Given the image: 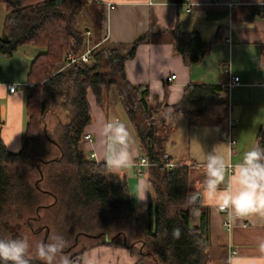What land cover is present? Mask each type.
<instances>
[{
	"label": "trees",
	"instance_id": "16d2710c",
	"mask_svg": "<svg viewBox=\"0 0 264 264\" xmlns=\"http://www.w3.org/2000/svg\"><path fill=\"white\" fill-rule=\"evenodd\" d=\"M0 2L7 8L0 53L12 56L27 46L38 49L27 77L22 147L11 152L0 138V238L20 235V229L26 227L36 237L43 233L42 241L49 242L54 227L65 238L73 237V243L64 249L66 255L92 238L127 247L138 244L142 261L150 257L162 264H204L205 211L197 220L199 206L188 202L190 170L179 164L167 168L164 147L174 115L200 116L211 105L224 104L223 88L189 84L174 105L150 103L148 90L131 84L124 69V62L147 37H138L129 45L99 42L90 51L88 62L70 63L69 55L80 56L85 49L86 0ZM83 10L84 19L78 23ZM173 35L187 65L209 52V45L197 32L176 29ZM102 87L116 91L134 127L141 156L149 162L147 181L154 200L147 204L144 220L131 203L126 175L109 170L105 162H96L85 149L84 129L91 120L86 93L91 89L99 99ZM258 140L264 146V126ZM30 155L35 177L27 169L10 170L11 164ZM47 197L52 201L46 202ZM34 224L39 225L37 230ZM177 227L179 239L173 237ZM131 234L139 236L134 243L128 242ZM73 252L75 249L71 258ZM32 264L42 262L34 259Z\"/></svg>",
	"mask_w": 264,
	"mask_h": 264
},
{
	"label": "crops",
	"instance_id": "0c3cea01",
	"mask_svg": "<svg viewBox=\"0 0 264 264\" xmlns=\"http://www.w3.org/2000/svg\"><path fill=\"white\" fill-rule=\"evenodd\" d=\"M86 1L83 53L99 42L129 45L138 37H147L138 44L135 55L124 62V69L131 84L148 90L150 103L171 105L174 91L184 92L189 84L223 88L224 104H213L200 116L176 113L164 147L171 161L195 173L189 184L190 194L202 193L207 153L212 151L226 158L230 153L232 162L236 163L255 144L264 126V0ZM6 14V5L0 2V35L4 32ZM176 29L197 32L201 41L209 45V52L199 62L187 65L177 50L173 35ZM37 53L34 46L22 48L12 56L0 53V138L11 152L22 147L27 121V77ZM172 75L174 78L169 79ZM234 76L239 77V82L227 87ZM9 86H14V90L10 91ZM101 90L99 99L91 89L86 93L91 120L84 132L92 136V141L85 142V149L96 162H105L106 144L100 135L103 125L119 119L127 126L138 154L135 166L120 172L126 175L132 205L142 208L154 200V194L147 181L146 166L141 167V173L137 171L136 163L142 151L134 127L128 119L122 120L125 113L118 107L114 89L102 87ZM228 118L235 120L231 130L233 146L224 137ZM141 180L147 182L149 191L144 201L135 197ZM197 204V220L201 211H205L207 219L204 264H229L232 259L240 260L241 264H264V252L259 248V241L264 240V216L237 218L227 230L223 226L227 212L210 206L202 195ZM130 246L88 238L83 247L75 248L72 259L83 264L81 258L97 250L98 258L105 264H124L127 251L136 258V264H144L134 245ZM152 264L162 263L152 261Z\"/></svg>",
	"mask_w": 264,
	"mask_h": 264
},
{
	"label": "clouds",
	"instance_id": "9594fccd",
	"mask_svg": "<svg viewBox=\"0 0 264 264\" xmlns=\"http://www.w3.org/2000/svg\"><path fill=\"white\" fill-rule=\"evenodd\" d=\"M183 96V90L174 91L170 104L178 103ZM100 135L106 144L105 163L109 170L120 172L130 170L135 166L137 150L135 141L127 126L119 119L106 122ZM206 180L203 192H192L189 204L198 203L201 195L208 204L219 212H227L230 221L245 218L253 214L264 216V146L257 140L242 159L233 163L231 154L226 158L215 152H208L205 159ZM148 185L141 180L137 185L136 198L147 199ZM181 230L173 229V237L179 239ZM68 242L63 235L55 234L49 242L40 241L36 244L35 256L30 253L31 245L27 237L0 238V264H32L38 259L42 264H76L64 249ZM259 248L264 252V240L259 241ZM83 264H105L98 258V251L92 250L82 258ZM124 264H136V258L124 252ZM229 264H241L238 259H232Z\"/></svg>",
	"mask_w": 264,
	"mask_h": 264
},
{
	"label": "rangeland",
	"instance_id": "374dc122",
	"mask_svg": "<svg viewBox=\"0 0 264 264\" xmlns=\"http://www.w3.org/2000/svg\"><path fill=\"white\" fill-rule=\"evenodd\" d=\"M84 19V10H83V13L81 14V15H78L77 16V21H78V23H80L82 20ZM94 45H90L89 47L91 48H94V47H96V46H94ZM106 68H108V65L107 64H105L104 65ZM115 91V90H114ZM116 92V91H115ZM116 96H117V93H116ZM119 100V99H118ZM117 104H118V107H119V109H121V104H120V101L119 102H117ZM121 115H123V113H121ZM125 115V114H124ZM122 120L124 121V120H127V117L126 116H123V118H122ZM125 122V121H124ZM132 126V125H131ZM34 143V142H33ZM33 143H32V145H33ZM31 159H32V156L30 155V157L29 158H25V159H23V160H18L15 164H11L10 165V170H26L27 169V171L28 172H30V174H32V176H36V172L35 171H33L31 168H30V164H31ZM30 168V169H29ZM194 176H195V173L194 172H189V174H188V181H189V184L193 181V179H194ZM46 202H51L52 201V198H50V197H47L46 199ZM126 210H128V212L129 213H131V211H130V209H126ZM137 211H138V214H139V218L141 219V220H144L143 218L145 217V214H146V206H144V207H140V208H138L137 209ZM130 218H132V215L130 214ZM39 227V225H37V224H34L33 225V228H34V230H37V228ZM20 235H14V234H8L7 236L8 237H11V238H19V237H27L28 238V240H29V243H30V245H31V248H30V253L33 255H35V251H36V244L38 243V242H40V241H42V237H43V233L41 234V236H38V237H36V236H34L31 232H30V230L28 229V228H26V227H24V228H21L20 229V233H19ZM55 234H59V231H57V229L56 228H54V227H52V229L50 230V238L53 236V235H55ZM60 235V234H59ZM138 237L139 236H135L134 234H131L130 235V238L128 239V242L129 243H134L137 239H138ZM82 238V237H81ZM80 238V239H81ZM66 240H67V242H68V246L69 245H71L72 243H73V237H71V238H65ZM84 240V239H83ZM135 247H134V249H135V251L136 252H139V245L138 244H136V245H134ZM77 247V246H76ZM67 248V247H66ZM65 248V249H66ZM75 249V248H74ZM74 249H72V250H74ZM72 250H70V251H68L67 252V254H68V256L71 254V251ZM58 259V258H57ZM206 261V260H205ZM144 264H152V259L150 258V257H146L145 259H144Z\"/></svg>",
	"mask_w": 264,
	"mask_h": 264
},
{
	"label": "built area",
	"instance_id": "2783aa9c",
	"mask_svg": "<svg viewBox=\"0 0 264 264\" xmlns=\"http://www.w3.org/2000/svg\"><path fill=\"white\" fill-rule=\"evenodd\" d=\"M215 1V0H214ZM93 48L87 50L86 52L82 53L80 56H74V55H69V62L72 63V62H76L78 60H81L83 62H88L89 60V57H90V51L92 50ZM174 78V75L170 76L169 79H172ZM239 82V77H236L234 76L227 84V87H230L232 86L233 84L235 83H238ZM14 86H9V90L10 91H13L14 90ZM235 125V120H233L232 118H228L227 120V130H226V133H225V138L228 140V142L230 143V145H234L235 144V140L232 138L231 136V130L232 128L234 127ZM84 140L87 141V142H91L92 141V136L89 134V133H85L84 134ZM93 156V154H92ZM164 160H165V166L169 169H172L174 168L175 166H177V163L173 162L170 160L169 156L167 154L164 153ZM149 165V162L147 160L146 157L142 156L140 157V159L138 160V162L136 163V166H137V171L139 173H141V167L143 166H148ZM231 221L229 220V218H227L226 220L223 221V226L229 230L230 227H231Z\"/></svg>",
	"mask_w": 264,
	"mask_h": 264
}]
</instances>
